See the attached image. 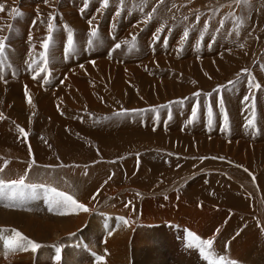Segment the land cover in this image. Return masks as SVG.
I'll use <instances>...</instances> for the list:
<instances>
[{
    "label": "rangeland",
    "instance_id": "obj_1",
    "mask_svg": "<svg viewBox=\"0 0 264 264\" xmlns=\"http://www.w3.org/2000/svg\"><path fill=\"white\" fill-rule=\"evenodd\" d=\"M64 1L67 3L66 6H68V3L69 6H72L78 2V8H74L76 11L80 7L84 9L83 3L85 0ZM98 1L100 0H88L90 7H85L84 19L81 17V20L78 17L79 24L73 25L67 19L75 30V39L80 41L79 45L76 42V45L74 44L73 46V48H81L80 55H76V61H71L69 57L66 63L59 62L60 45L63 40L61 42L56 41L53 44L54 39L52 38L48 48V64L52 69L54 78L52 84H55V81L63 73H66L67 69L74 68L76 77L75 75L66 74L69 76L70 87L79 88L80 83H83L86 86L83 87L84 89L82 88L83 92L93 97L96 100L95 102L100 105V107L88 106L83 94H81L78 104L72 106V110L67 107L64 109V103H61L59 98L57 99L60 100V105L57 108H52L55 103L48 105V111L54 113L52 116L63 120L68 118L66 115L71 117V120L77 117V122L80 121L79 119H89L92 124L79 122V124L91 125L92 131L83 133L76 127L65 126L45 117L47 114L38 104L39 101L31 97L32 93L29 86L26 83H22L27 78L21 74V70L26 66L27 57L36 55L35 51L37 49H31L34 54L28 53L29 48L24 45L27 42L23 40L25 37L21 40L20 31H22V28L18 25L22 26L24 24V30H26L33 11L45 9L46 6H50L53 11L57 7L58 16V14H61V11H59L60 0H50L51 5H46L45 7L43 4L35 2V0H33L35 2V5L32 4L33 6H30L28 0H0V4L3 6V10L0 11V32L5 31L6 21L12 13L15 16L16 10L22 13V15L12 18L14 22L18 21L15 23L16 31L14 36H11L8 30L5 33L7 36L2 37L7 38L6 42L10 48L6 47L4 57L0 58V61L10 63L9 65L15 70H13V73L18 77L17 80H13L9 76H5L3 80H0V128L3 126L10 130L9 133L0 131V182H2L0 183V254L5 253L7 255L0 257V264H193L190 262L191 259L186 258L185 255L179 254V252L176 253L175 248H178L179 242H173L170 232L175 231L172 228L173 225L179 227L180 230L183 227H192L194 224L187 225L191 218H195L192 209L200 210L203 203L204 209L207 206V208L212 207L216 210H224L223 213L225 214L229 212L222 222L214 228L212 231L213 235H211L212 233L209 234L213 238L208 235L203 236L205 238L208 236L214 241L212 249H206L205 252L224 255L225 249L228 250L230 245L228 244L229 246L224 249L219 245V240L218 238L216 240V237L221 238L220 242L222 244H227L229 240H233L235 237L239 238V233L242 230L260 228L258 222L260 217L261 220H264V0H247V2L245 0H109L108 7L103 10L106 16L101 18L98 23L102 28V25L106 28L105 30L103 29L106 32V36L102 40L99 38L94 40L95 36L92 35V32L95 29L91 28L89 19L93 18L91 17L94 14L93 4L95 7ZM23 4V7L29 11L33 7L29 14L23 11ZM116 6L122 7V11H126L125 13L121 11L122 18L120 21H118V15L113 14V12L117 11L115 10ZM107 8L108 11H106ZM61 9L63 11V14H61L62 19L67 22L64 14H71L72 10L66 11L63 7ZM79 12L81 11L79 10ZM49 14L50 9L46 10L42 16ZM136 14L143 16V19ZM149 15L152 16L150 20H148ZM57 16L54 28L61 25L59 21L62 19H58ZM95 16H98V12H95ZM107 16L108 18L113 17V20H115L113 23H117V29H111L113 27L110 26L111 23H108V19L104 22V18ZM140 18L141 21L147 20L144 25L143 22L138 24L143 25L141 30H139V27L135 28L133 24L136 21L135 19ZM98 19V17H94L91 23ZM98 27L96 29H99ZM146 27L148 29H145ZM81 29L82 32H79ZM150 29L152 30L149 31ZM165 31L170 34L168 49L165 50L166 54L162 56L163 54L161 55L158 47L155 54H149L148 44L152 36L156 33L155 37L158 36V41H161ZM172 31H177V35L171 37ZM128 32L132 36L137 32L135 37H138V40L135 41V45L132 46V42H126V46L114 47L112 50L111 47L115 46L116 42H121L123 38L125 40L128 38ZM185 32H188V39L182 38ZM55 33L58 34V38L61 37L63 39L59 29L54 32V38L56 36ZM141 37L143 38L142 41ZM85 38H87V43H92L88 59L84 57L82 52L84 46H86ZM182 39L185 41L180 42ZM156 44H158L156 46H159L160 42H156ZM15 46H19L24 51L17 55L20 57L16 56L17 58L12 59L11 57L15 53ZM130 47L133 49H130ZM170 47H174L178 54L176 55L175 53V56L169 54ZM108 49H111V53L107 51ZM51 52L58 59L55 68H52L50 64ZM109 53L110 57H112L111 60L106 58ZM94 56H96L95 58L99 56L100 59L105 60L108 68L96 70L100 68L101 64L98 62L99 59L92 61L94 58L91 59V57ZM114 57L119 61H114ZM160 60L163 62L167 61L164 64ZM90 63H93V65H90ZM85 67H88L87 69L94 75L95 81L91 80L90 77H88V81L86 80L89 86L85 82L84 71H82L83 74L81 73V70ZM169 72L172 73V76H170ZM153 77L156 79L154 83L149 84L145 80V78L154 80ZM250 80L260 84L261 88H250L248 83ZM166 81L167 83L170 82V86H161L163 91L159 93L160 90L156 84L160 82L164 84ZM230 81L233 83H230ZM91 82L93 83L91 84ZM95 83L99 87H96ZM105 83L108 85L109 92L100 88V85ZM13 84L15 85L14 88L11 87ZM23 85H26L25 88ZM70 87L68 86V89ZM63 88V90H66L65 88L67 87L64 85ZM60 89L62 90L60 87L54 93L56 92L57 95ZM215 90L217 95H220L221 92L220 97L216 93H211ZM42 91L47 92L49 89L42 87ZM126 93L127 96L125 97ZM197 93L199 95L211 93V99L214 102L219 98L223 99L225 105L223 104V109L221 106L220 108L227 113L228 118H232L229 121L230 133L227 139L211 133L210 137L213 138L209 146H206L207 143L203 140V142L195 143L194 145H192V141H189L186 144L190 148H184L181 151L180 149L178 150L176 141L172 145L174 148L166 147L169 145L170 139H172L168 134L176 132L177 134L179 133V136L191 135L188 131L192 127L188 130L186 129L187 125L177 115V108L174 109L173 115L168 121H159V124L166 125L168 131L166 130L165 132L160 131V128L154 132L147 128L141 129L139 128L140 122L137 120L128 122L131 124L127 126L128 130H126L127 128L122 123L127 121V116L121 114L106 115L110 110V106L117 102L118 104L113 105L114 107L122 104V110L129 108V112L141 114L152 111V108L155 107L160 108L162 107L160 104L169 103V100L175 99V103L181 98L184 101L196 100ZM47 94L50 95V92H47ZM245 97H249V99L245 100ZM228 99H234L232 100L234 103L232 104V101L230 103L233 105L232 108L228 105ZM253 102L255 104L254 125L257 131L254 137L257 139H251L249 146L245 147L249 141L243 140L244 135H241L242 139L230 135L231 132L233 133L235 126L242 130L252 129L251 126L242 128L241 125H249V120L252 119ZM150 104L154 106H148ZM61 106L63 110H61ZM188 108L192 114L193 108L198 107L190 104ZM59 110L62 111L61 114ZM66 110L72 111V113L69 111V113L64 112ZM234 110H236L235 113ZM214 112L212 109V113ZM235 114L239 117L238 122L240 124L235 119ZM221 115L224 117V114ZM243 118L247 121L244 122ZM178 122H181L183 130L186 129L188 133L179 132L180 124ZM193 124H196V122ZM21 129L24 131L21 132ZM96 129H99L102 135L107 136L105 138L108 141H100L96 137L97 135L94 134ZM124 131H140V135H144L142 132L147 131L152 133L153 136L150 140L148 136L140 137V141L136 143L135 140L130 141V138L122 135L121 133ZM159 133L161 135L167 134L164 140H158L154 136ZM195 135L197 137L201 136L194 134L193 138L196 137ZM110 136L112 140L109 142ZM197 154L200 157L201 155L205 157H202L203 159L200 163L199 161L196 162L198 158L194 157ZM188 157L189 159H186ZM103 164L105 167L100 169ZM99 169L101 170L99 176L104 184H102V187L96 188L95 196H91V201L94 203L90 201V203L84 204L81 200L84 196L80 195L82 193L80 191H82L81 189L84 188L86 183L90 182L89 177L92 179L94 177L93 173H96ZM230 169L240 173L243 171L242 178H239L238 174L231 175L232 171ZM115 171L117 172L116 174ZM156 172L157 174H154ZM205 172L208 174L207 180L209 181L204 177ZM219 172L222 173L220 177L227 174L230 181L227 180L224 182L225 184L221 183L222 185L215 184V181L217 182L216 178H218L217 173ZM91 173L93 176H91ZM103 173L105 176H103ZM250 174L253 176L254 182L250 181V178H252ZM21 178L24 179V184L31 183L36 188L39 186L41 191H34L31 199L27 194V186L13 185L11 183ZM201 178H204L207 184L204 181L202 182ZM141 180H146L147 184L137 186L136 184ZM235 182H240V186H242L238 187L239 185ZM40 183L52 185L53 188L72 196L79 203L84 204L88 211L83 212L73 207L72 211H66L63 214L44 212L42 210L44 202L41 200L45 199L44 189ZM191 183H199V188L203 186L206 191L202 192L207 194L210 199H204L203 195H193L187 186ZM249 183L255 184L256 188L260 186L258 188H260L262 201L258 202L257 189L251 191L250 189L252 188L250 186L252 184ZM106 186L108 187L106 188ZM141 186H143L142 189ZM80 187L81 189H79ZM190 187L192 188L193 186ZM173 190H175V193L181 191L180 199L171 201V203L169 201L166 202L167 199L172 198V195L174 196ZM90 192L92 193L93 190L91 189L89 194ZM139 195L142 196L140 197ZM240 195L246 198L245 201ZM247 196L253 199L249 205ZM184 198L190 200H185ZM148 201H152V207H150L151 204ZM190 202L197 203L194 205L190 204ZM168 203L174 204L176 207L173 208ZM95 210L97 211L95 212ZM255 210H257V213H255ZM100 212L118 214L120 218L128 219L130 223L124 224L121 220L122 223L114 224V234L109 238L107 236L103 238L100 234V230L103 228L100 222L103 219L100 218L99 220L97 216V213ZM129 214L132 215V219H130ZM216 214L221 215L217 212ZM234 214L239 217L234 219H239L240 221V225L237 228L235 226L237 230H233L235 229L234 227L231 229L232 225L227 227L228 230L224 229V226L227 225L230 217ZM69 215L70 218H68ZM149 215L152 220L148 221ZM72 216L74 220H79L78 223L73 220ZM257 216L260 217L258 218ZM11 219H14V222ZM72 220L74 221L73 223ZM148 222H151V225ZM164 222H169L170 224L165 223L163 226ZM82 223H85V225ZM111 224L112 222L110 221ZM121 224L125 226V231L122 230ZM203 224H207L206 220ZM32 225L33 228H31ZM107 225L108 223L105 221L104 226ZM235 225L237 224L235 223ZM63 226L68 227L64 228ZM28 227L30 230H28ZM195 228L193 230L189 228V230L199 237L198 232H195ZM130 229L132 230L130 231ZM209 229H211V226ZM221 229L222 231H220ZM62 230L63 232L61 233ZM16 232L38 243L41 247L36 252H32L30 249L28 251L12 250L8 242L15 237ZM255 236L254 239L257 238L260 244L257 247L260 252H255L254 248L256 247L254 245L251 247L255 252L252 256L257 258L255 256L256 253H264V232L257 230V235ZM77 237L79 240H85L89 246L94 248V258L100 256L103 260L98 261L97 258L95 260L93 258L91 262H85L83 260L85 255L73 247V242ZM208 237L207 240L209 239ZM237 238L235 239L237 240ZM240 238L242 239L243 237ZM75 244L79 245V241ZM123 248L126 251L123 252ZM57 250H59V260L53 255V252ZM110 250H116V252L112 251L111 253ZM120 250L124 254L119 252ZM91 254H89L90 257ZM235 256L237 258L230 260L236 261L235 259L240 257ZM109 257L110 259H115L110 260L108 259ZM226 257L229 259L228 255ZM114 261L118 262L115 263ZM259 264H263V261L259 262Z\"/></svg>",
    "mask_w": 264,
    "mask_h": 264
},
{
    "label": "bare ground",
    "instance_id": "obj_2",
    "mask_svg": "<svg viewBox=\"0 0 264 264\" xmlns=\"http://www.w3.org/2000/svg\"><path fill=\"white\" fill-rule=\"evenodd\" d=\"M71 1V0H70ZM69 2V1H68ZM73 2V1H72ZM50 3V2H49ZM48 3V4H49ZM25 4V3H24ZM24 4L22 5V9H23V11H26L28 14L30 13V11H31V8L28 6V8H30V11L27 9V8H25V7H23L24 6ZM43 4V3H42ZM47 4V5H48ZM67 4V3H66ZM69 4V3H68ZM71 4V3H70ZM43 6V5H42ZM45 6V5H44ZM93 6H94V4H93ZM46 7H48V6H46ZM69 7V6H68ZM69 9V8H68ZM81 9H83V7L81 8H79V10L81 11V12H79V10H78V14H81V15H77V13L75 12V11H69V12H71V14H67V15H65L64 14V16H65V19H68L73 25H75L76 23L77 24H79V21L77 20V19H79V18H85V9H83V10H81ZM76 10V9H75ZM59 11H61V14H63V11H62V9H61V7L59 8ZM93 14V13H92ZM89 15H90V13H89ZM103 16V15H102ZM79 17V18H78ZM91 17H98V16H95V12H94V14H93V16H91ZM82 18H81V20H82ZM83 18V19H84ZM111 18H113V17H111ZM124 18V17H123ZM72 19H73V21H72ZM88 19V18H87ZM108 19V16L107 17H105L104 18V22L106 21ZM84 21V20H83ZM98 21L100 22L101 21V18L100 19H98ZM18 21H15L13 24H12V26L10 27V29H9V31L8 32H10V35L11 36H14V34H15V23H17ZM98 22V23H99ZM103 22V23H104ZM19 24H20V22H19ZM76 24V25H77ZM20 28H22V31H20V34L22 35V38H21V40L24 38V37H28L27 35L26 36H24L25 35V33H26V30H24V24H22V26L21 25H18ZM37 26V25H36ZM81 26V25H80ZM93 26H94V24H93ZM99 27V29H97V36L95 37V39L94 40H96V38H99L100 40H102L103 39V37H105L106 36V32H104L103 31V29L105 30L106 28L104 27V25H102L103 26V28L101 27V25H98ZM38 27V26H37ZM40 28H38L39 30L41 29V26H39ZM129 27V26H128ZM19 28V29H20ZM78 28V27H77ZM91 28H93L92 27V25H91ZM130 28V27H129ZM134 28V27H133ZM1 29V28H0ZM27 29V28H26ZM34 29V28H33ZM83 29V28H82ZM38 30V31H39ZM131 30V29H130ZM129 30V31H130ZM43 31V30H42ZM19 32V31H18ZM133 32V31H132ZM177 31H173V35H177V33H176ZM36 33H38V32H36ZM123 33V32H122ZM62 34V33H61ZM108 34V33H107ZM56 36H55V41H57V42H61L62 40L64 41V38L63 39H61V37H57V35L58 34H55ZM183 36V35H182ZM18 37V36H17ZM81 37V36H80ZM180 37H181V35H180ZM182 38H184V37H182ZM9 39H11V38H9ZM141 39V41H142V37L140 38ZM185 39V38H184ZM184 39H182V40H180V42H182ZM188 39V38H187ZM190 39V38H189ZM179 40V39H178ZM14 41V40H13ZM74 44L76 45V42L77 43H80V41H78V40H76V39H74ZM11 43H12V41H11ZM186 43H187V41L185 42V46H186ZM53 44H55V43H53ZM119 44V43H118ZM25 45V47L26 48H29L28 50H29V54H34V53H32V51L33 50H31L32 49V45L29 43V42H27V43H25L24 44ZM23 48H24V46H23ZM99 48V47H98ZM81 49V48H80ZM80 49H79V47H78V49L75 47V48H73V50H74V52H75V55H77V54H79L80 55ZM92 49V48H91ZM95 49V48H94ZM181 49V48H180ZM206 49V48H205ZM207 50V49H206ZM24 51V49L23 50H21L20 48H19V46L18 47H16L15 46V53H14V55L11 57L12 59H15V57L19 54V53H21V52H23ZM214 51V50H213ZM212 51V52H213ZM115 52V51H114ZM182 52V51H181ZM35 53H36V51H35ZM53 52H51L50 54V56H51V60H50V64H51V66H52V68H55L56 67V61H58V59L57 58H55V56H53V54H52ZM204 53V52H203ZM49 54V53H48ZM185 54V53H184ZM204 54H207V53H204ZM9 55H10V53H9ZM60 55V54H59ZM78 55V56H79ZM82 55V54H81ZM162 55V54H161ZM217 55V54H216ZM100 56V55H99ZM99 56H97L98 58H95L96 56H94V57H91V59L92 58H94V59H92V61H94V60H96V59H99V64H101L100 65V68H98V69H96V70H105V69H107L108 67H107V63L105 62V60H102V59H100V57ZM17 57H20V56H17ZM16 57V58H17ZM69 57H70V55H69ZM170 57H172V56H170ZM105 58V57H104ZM187 58V57H186ZM162 63H164L165 64V62L167 61V60H165L164 62L162 61V60H160ZM59 62L60 63H64V61L61 59V56H60V60H59ZM67 62V61H66ZM65 62V63H66ZM138 62V61H137ZM144 62V61H143ZM168 63V62H167ZM166 63V64H167ZM217 63V62H216ZM111 65V64H110ZM194 65V64H193ZM74 66V65H73ZM160 66H161V64H160ZM220 66H221V64H220ZM58 67V66H57ZM67 67H69V66H67ZM107 67V68H106ZM110 67V66H109ZM134 67V66H133ZM196 67H197V65H196ZM64 68H66V67H64ZM86 68V69H85ZM83 70H86L87 71V73L89 74L88 76H90L91 78H93L94 79V75H93V73H91L90 72V70L89 69H87L88 67H85ZM127 69V68H126ZM60 70V69H59ZM95 70V71H96ZM109 70V69H108ZM113 70V69H112ZM192 70H194V69H192ZM189 71V70H188ZM68 75H75V77H76V70H74V68H72V69H67L66 71H65ZM112 74V73H111ZM103 75V74H102ZM197 76V75H196ZM87 77V76H86ZM117 77V76H116ZM7 78V77H6ZM103 78V77H102ZM120 78V77H119ZM198 78V77H197ZM15 79H18V77H16ZM14 78H13V80H15ZM84 79H85V76H84ZM86 79H88V78H86ZM93 79H91V80H93ZM113 80V79H112ZM88 81V80H87ZM104 81V80H103ZM113 81H115V80H113ZM85 82H86V80H85ZM22 83L24 84V83H26V85H28L29 86V88H30V92L32 93V96L31 97H33V99L35 100H38L39 101V105H40V107L42 108V110L47 114L45 117H48V119L50 118V119H53V122L54 121H57L58 123H60V124H63V125H68V126H73V127H76V128H78V129H80L83 133H88V132H91L92 131V128H90V126L89 125H87V124H79V122L80 121H82V122H84V123H90V124H92L90 121H89V119H87V118H85V119H79L80 121L79 122H77V117H75L74 118V120L72 119L71 120V117H69L68 115H66L68 118H66L65 120H63V119H61V118H59V117H55V116H52V114H54V113H52V112H49L48 111V109H47V107H48V105L50 104V103H55L54 105L56 106H54V105H52V108L53 109H55V108H57V106H59L60 105V100H61V103H64V106H63V108L65 109V107H67V108H70L71 110H72V106L73 105H75V104H78V101H80V96H81V94H83L84 96H85V98L86 99H84L85 101H86V103L88 104V106H90V107H93V106H98V107H100V105H99V103L97 104L95 101V99L93 98V97H91V96H89V95H87L86 93H84L83 92V90H82V88L83 87H86L83 83H80V87L79 88H73V87H70L69 89H68V87L67 88H65L66 90H63L64 88H63V86L61 87L62 88V90L60 89V91L59 92H57V95H56V92L54 93V91L53 90H49V91H47V92H50V95L49 94H47V92H43L42 91V89L41 88H39L40 86L39 85H37L35 82H33V81H31V80H28V79H24L23 81H22ZM108 83V82H107ZM86 84H87V86H89V84L86 82ZM92 84V83H91ZM96 84V83H95ZM113 84V83H112ZM172 84V83H171ZM25 85V86H26ZM156 85H158V88H159V93L161 92L162 93V91H163V89H162V87L161 86H165L166 85V87L167 86H170V82H168L167 83V81L163 84V83H158V84H156ZM24 86V85H23ZM25 86H24V88H25ZM117 86V85H116ZM115 86V87H116ZM146 86V85H145ZM12 88H14L15 87V85L13 84L12 86H11ZM119 87V86H118ZM24 88H23V90H24ZM88 88V87H87ZM96 88V87H95ZM169 88V87H168ZM28 89V88H27ZM68 89V90H67ZM84 89V88H83ZM91 89V88H90ZM89 89V90H90ZM165 89V88H164ZM170 89V88H169ZM29 90V89H28ZM26 91V90H25ZM58 91V90H57ZM91 92V91H90ZM147 93V92H146ZM27 94H29V93H27ZM92 95V94H91ZM226 95H227V93H226ZM94 96V95H93ZM102 96V95H101ZM127 96V93L125 94V97ZM232 96V95H231ZM57 98H59L60 100H58ZM131 100V99H130ZM232 100H234V99H232ZM232 100H230V99H228V105L230 106V108H232L233 107V105H231L230 103H231V101ZM81 102H82V100H81ZM85 103V102H84ZM234 103V101H232V104ZM35 104V103H34ZM80 104V103H79ZM76 106V105H75ZM78 106V105H77ZM236 106V105H235ZM61 108H62V106H61ZM63 108L61 109V110H63ZM95 108V107H94ZM78 109V108H77ZM41 110V109H40ZM61 110H59V112H60V114H61ZM69 111V110H68ZM67 110L66 111H64V112H67V113H69V112H71L72 113V111H69L68 112ZM230 111L232 112V110L230 109ZM229 111V113H230V115H231V112ZM235 111L236 110H234V113H235ZM64 117V116H63ZM232 117H233V115H232ZM231 118V117H230ZM229 118V120H231ZM235 119L237 120V122H238V120H239V117L235 114ZM116 120V119H115ZM89 121V122H88ZM92 121V120H91ZM72 122V123H71ZM81 123V122H80ZM99 123H101V122H99ZM121 123V122H120ZM127 121H124L122 124L127 128V126L128 125H130L131 123H128ZM179 123V122H178ZM177 123V124H178ZM98 124V123H97ZM139 124V123H138ZM176 124V125H177ZM180 124V123H179ZM59 126H61V125H59ZM121 126V125H120ZM180 126H181V124H180ZM179 126V127H180ZM94 127V126H93ZM114 127V126H113ZM115 129V128H114ZM175 129V128H174ZM126 130H128V128L126 129ZM180 130V129H179ZM188 130V129H187ZM187 130H185L184 131V133H190L191 135H189V136H179V133L177 134L176 132H173L172 134H168L172 139H170V143H169V145H167L166 147H170V148H174L172 145H173V143L176 141L177 142V148H178V150L180 149L181 151L185 148V149H188V145L186 144L187 142L189 143V141H192V145H194L195 143L197 144V143H201V142H203V141H205V143H207V145L206 146H209L210 145V142H211V138L210 137H208L207 135H206V133L205 134H202V133H204L202 130H201V128L199 127V128H192V129H190L188 132H187ZM0 131H3V132H5V133H9L10 132V130H9V128H7V127H3V126H1V128H0ZM133 131V130H132ZM134 131H136L135 129H134ZM160 131H162L161 129H160ZM202 133H201V132ZM233 132H235V134H236V138L237 137H239V138H241L242 139V136L241 135H244L245 137H244V139L243 140H246V141H249V142H247V144H246V146L245 147H248L249 145V143H251V139H254V140H256L257 138H255L254 136H255V133L254 134H252V133H242L241 131H238V129H234V131ZM140 133V131H137V132H130V131H124V132H122L121 134L122 135H125L127 138H130L129 140L131 141V140H135V142L137 143V141H140V137L142 138V137H149V140L152 138V133H150V132H147V131H143L142 133H144V135H140L139 134ZM161 133V132H160ZM156 134V135H154V136H156L157 138H158V140H164V138L167 136V134ZM94 134L95 135H97L96 137L97 138H99L100 139V141H103V142H106V141H108L105 137H107V136H104V135H102V133H101V131L99 130V129H96L95 130V132H94ZM194 134H199V135H201L200 137H197L196 135V137H194L193 138V135ZM87 135V134H86ZM129 135V136H128ZM206 137H205V136ZM238 135H240V136H238ZM104 136V137H103ZM202 136H204V137H202ZM119 137V136H118ZM177 137V138H176ZM110 138V140H109V142L112 140L111 139V136L109 137ZM121 138V137H120ZM124 139V138H123ZM137 139V140H136ZM259 139V138H258ZM117 140V139H116ZM119 140V139H118ZM125 140V139H124ZM203 140V141H202ZM208 140H210V141H208ZM217 141V140H216ZM216 141L214 142V146H215V143H216ZM240 141V140H239ZM233 143H234V141H233ZM240 143V142H239ZM255 144V143H254ZM248 145V146H247ZM192 147V146H191ZM234 147V146H233ZM169 148V149H170ZM177 148H175V149H177ZM190 148V147H189ZM225 149V148H224ZM245 149V148H244ZM246 160V159H245ZM127 162V161H126ZM125 164H128V163H125ZM108 166V165H107ZM106 166V167H107ZM127 166V165H126ZM129 166V165H128ZM103 167H105V165L103 164V166H100V169H103ZM99 168V167H98ZM97 168V169H98ZM140 168V167H139ZM99 169V170H100ZM97 171L96 173H93V175H94V177L91 179V177H89L90 178V182L89 183H86L85 184V186H84V188L83 189H81V187L79 188V189H81L82 191H80V192H82L80 195L81 196H84V198L82 199L81 198V200H82V203H84V204H88V203H90V201H91V196H95L94 195V192H95V190H96V188H99L100 186L102 187V184H104L103 183V180L100 178V172H101V170L100 171ZM127 170H129V169H127ZM140 170V169H139ZM230 171H232V169H230ZM113 172V171H112ZM221 172V171H220ZM117 172L115 171V174H116ZM119 173V172H118ZM138 173H140V172H138ZM232 174H238L239 175V177L240 178H242V176H243V171H242V173H240L239 171H232L231 172ZM104 174V173H103ZM154 174H157V172L156 173H154ZM231 174V175H232ZM92 175V173H91V176H93ZM133 175V174H132ZM103 176H105V174L103 175ZM115 177V176H114ZM114 179V178H113ZM116 179V178H115ZM104 180H105V177H104ZM117 180V179H116ZM137 181V180H136ZM237 181V180H236ZM149 182V181H148ZM156 182H158V181H156ZM156 182H154V184H156ZM48 183V182H47ZM168 183V182H167ZM248 183V182H247ZM10 184V183H9ZM110 184V183H109ZM142 184H147V181L146 180H141V181H138V183L136 184L137 186H140V185H142ZM150 184V183H149ZM148 184V185H149ZM238 184H241V183H239L238 182ZM249 184H252V183H249ZM62 185V184H61ZM201 185V184H200ZM204 185V184H203ZM246 185H248V184H246ZM253 185V186H252ZM251 186H250V188H252V189H250L251 191H254L255 189H257V193H256V196H258V202H260V201H262L263 199H264V197H263V199H262V196H261V193H260V188H258V187H260V186H258L257 188L255 187L256 185H254V184H252ZM81 186V185H80ZM104 186V185H103ZM188 186V188H189V190L193 193V195H203V198L204 199H210L209 197H208V195L207 194H205L204 192H202V191H206V189H204L203 188V186L201 187V188H199V183H194V184H188L187 185ZM190 186H193L192 188L190 187ZM242 186V185H241ZM241 186H239V187H241ZM90 187V188H89ZM108 186H106V188H107ZM142 187L143 186H141V189H142ZM204 187H205V185H204ZM91 189L93 190V192L91 193L90 192V194H89V191H91ZM110 189V188H109ZM136 189V188H135ZM243 189V188H242ZM64 190V189H63ZM111 190V189H110ZM126 190V189H125ZM111 191H113V190H111ZM151 191V190H150ZM251 191H249V192H251ZM69 192V191H68ZM104 192V191H103ZM126 192V191H125ZM263 192V191H262ZM108 194V193H107ZM111 194V193H110ZM142 194V193H141ZM205 194V195H204ZM249 194V193H248ZM79 195V196H80ZM116 195V194H115ZM138 195V194H137ZM126 196H128V195H126ZM140 196V195H139ZM142 196V195H141ZM140 196V197H141ZM140 197H138L139 199H140ZM131 198V197H130ZM94 199V198H93ZM124 199V198H123ZM143 199V198H142ZM185 199V198H184ZM108 200V199H107ZM149 200V199H148ZM185 200H190V199H185ZM94 201V200H93ZM116 201H117V199H116ZM257 201V200H256ZM92 202V201H91ZM124 202V201H123ZM151 205H150V207H152V201H148ZM189 202V201H188ZM92 203H94V202H92ZM142 203V202H141ZM195 203H197V202H193V203H191L190 202V204H194L195 205ZM264 203V202H263ZM187 205V204H186ZM120 206V205H119ZM187 206H189V205H187ZM215 207V206H214ZM116 210V209H115ZM144 210H145V208H144ZM146 210H148V208H146ZM261 210V209H260ZM192 211H193V216L195 217V218H191V221L190 222H187V225H190V224H194L192 227H189V226H187L186 228H188V230H189V228H191L192 230L195 228V232L197 233L198 232V234H199V238L201 239V240H206L207 239V237L208 236H210L209 234H211L212 233V231L214 230V228L217 226V225H219L221 222H222V220L224 219V217L227 215V214H229V212H226V214L225 213H223V211L224 210H216V209H213L212 207H210V208H207V206H206V209H204V203L202 204V206H201V208H200V210L198 209H196V208H194V209H192ZM229 211V210H228ZM259 211V210H258ZM262 211V210H261ZM127 212V211H126ZM147 212V211H146ZM216 212L217 213H220L221 215H218V214H216ZM80 213V212H79ZM112 213V212H111ZM117 213H118V211H117ZM120 213V212H119ZM154 213V212H153ZM255 213H257V210H255ZM263 213V212H262ZM1 214V213H0ZM72 215V214H71ZM79 215V214H78ZM156 215V214H155ZM259 215H261V214H259ZM264 215V214H263ZM1 216V215H0ZM2 216H4V215H2ZM7 216V215H6ZM20 216V215H19ZM41 216V215H40ZM76 216V215H75ZM129 216H130V219H132V215H130L129 214ZM68 217V216H67ZM83 217V216H82ZM135 217V216H134ZM235 217H238V215L236 216L235 214L234 215H232L231 217H230V219H229V222L227 223V225H225L224 226V229H227L228 230V228L227 227H230L231 225H232V227H231V229L234 227L235 228V226H236V228H237V226H239L240 225V221H239V219H234ZM258 218L260 217V216H257ZM19 218V217H18ZM68 218H70V215H69V217ZM72 218H73V216H72ZM77 218V217H76ZM147 218V217H146ZM152 217L149 215V217L147 218V220L149 221V220H152L151 219ZM239 218V217H238ZM42 219V218H41ZM136 219V218H135ZM264 219V218H263ZM5 220H7V219H5ZM9 220V219H8ZM12 221L14 220V219H11ZM73 220H74V218H73ZM72 220V223L74 222V221H76L77 223H78V221L77 220H74L73 221ZM146 220V219H145ZM206 220V223L207 224H203L204 223V221ZM11 221V222H12ZM18 221V220H17ZM127 221H128V219H127ZM137 221H138V219H137ZM136 221V222H137ZM176 221V220H175ZM174 221V222H175ZM14 222V221H13ZM19 222H21V221H19ZM84 222V221H83ZM129 222V221H128ZM145 222V221H144ZM143 222V223H144ZM258 222H259V224H260V228H257L256 227V229L255 230H248V229H246V230H242L240 233H239V236L240 237H243L242 239L239 237V238H237V237H235V238H237V240L235 239V238H233V240H229L228 242H227V244H225V243H221L220 242V239L221 238H219V237H216V240H217V238H218V240H219V245L220 246H222L224 249H225V247L227 248V246H229L230 245V247L228 248V250L227 249H225V254H227L228 256H229V259H231V260H233L232 258H237L235 255H237V256H240V257H238V259H235L236 260V262H237V264H259V262H261V261H263V264H264V253L263 254H260V253H256L255 254V256H257V258L256 257H254V256H252L255 252H260L259 251V249L257 248L258 247V245L260 246V244H259V241L257 240V238H255L254 239V236L255 235H257V230H260V231H262V232H264V220H261V217L258 219ZM22 223V222H21ZM30 223V222H29ZM28 223V224H29ZM62 223H64V222H62ZM122 223V222H121ZM130 223V222H129ZM149 223V222H148ZM151 223V222H150ZM149 223V224H150ZM235 223L237 224V225H235ZM83 225H85V223H82ZM87 224V223H86ZM147 224V223H146ZM62 225V224H61ZM64 225V224H63ZM131 225V224H130ZM148 225V224H147ZM151 225V224H150ZM208 225H210L211 226V229H209V227H207ZM24 226H26V225H24ZM29 226V225H28ZM35 226V225H34ZM38 226V225H37ZM44 226H46V225H44ZM56 226V225H55ZM77 226V225H76ZM121 226L123 227V229L122 230H124L125 231V226H123L122 224H121ZM129 226V225H128ZM133 226V225H132ZM30 227V226H29ZM29 227H28V230H30L29 229ZM52 227V226H51ZM64 228L65 227H68V226H63ZM63 227H60V228H63ZM71 227V226H70ZM74 227V226H73ZM78 227H80V226H78ZM77 227V228H78ZM121 227V228H122ZM130 228H131V226H129ZM26 228V227H25ZM31 228H33V225H32V227ZM36 228V227H35ZM48 228H50V227H48ZM119 228V227H118ZM233 229V230H237V229ZM27 229V228H26ZM54 229V228H53ZM55 229H58V228H55ZM70 229V228H69ZM75 229H76V227H75ZM223 229V228H222ZM222 229L220 230V231H222ZM32 230V229H31ZM50 230H52L51 228H50ZM61 230V229H60ZM73 230V229H72ZM121 230V229H120ZM129 230V229H128ZM132 229H130V231H131ZM36 231V230H35ZM58 231V230H57ZM67 231H68V229H67ZM190 231V230H189ZM63 232V230L61 231V233ZM116 232V231H115ZM123 232V231H122ZM191 232V231H190ZM193 232V231H192ZM37 233V232H36ZM119 233V232H118ZM127 233V232H126ZM113 234H114V232H113ZM116 234V233H115ZM129 234V233H128ZM125 235H127V234H125ZM205 235H208L207 237H206V239L203 237V236H205ZM211 235H213V233L211 234ZM133 236V235H132ZM201 236V237H200ZM118 237H120V236H118ZM118 237H117V239H118ZM210 237H212V236H210ZM246 237V238H245ZM256 237V236H255ZM128 238V237H127ZM131 238V237H130ZM137 238V237H136ZM209 238V237H208ZM213 238V237H212ZM227 238V237H226ZM210 239V238H209ZM231 239V238H230ZM259 239V238H258ZM112 240V239H111ZM115 240H116V238H115ZM127 240H129V239H127ZM131 240V239H130ZM212 240V239H211ZM225 240V239H224ZM126 241V240H125ZM135 242H137V241H135ZM118 243V242H117ZM120 243V242H119ZM122 243H124V242H122ZM134 243V242H133ZM141 243V242H140ZM262 243H263V240H262ZM135 244V243H134ZM147 244H149V243H147ZM229 244V245H228ZM116 245V244H115ZM133 245V244H132ZM137 245V244H136ZM140 245V244H139ZM252 245H254V247H256V248H254V250H255V252H254V250H252ZM263 245V244H262ZM127 246V245H126ZM252 246V247H251ZM108 247V246H107ZM109 248H110V245H109ZM259 248H261V247H259ZM112 249V248H111ZM117 249H119L118 247H117ZM123 250V252L124 251H126V249L125 248H123L122 249ZM261 250H262V248H261ZM111 251V253H112V251H114V252H116V250H110ZM118 251V250H117ZM151 251V250H150ZM119 252H121L122 254H124L121 250L119 251ZM116 254V253H115ZM114 254V255H115ZM110 256H111V254H110ZM120 256V255H119ZM123 256V255H122ZM112 257V256H111ZM116 257V256H115ZM108 259H110V257L108 258ZM111 259H115V258H111ZM110 259V260H111ZM117 259L119 260V262H120V259L118 258V256H117ZM180 260V259H179ZM112 262H113V260H112ZM115 262V261H114ZM118 262V261H117ZM117 262H115V263H117ZM122 263V262H121ZM126 263V262H125ZM11 264H13V263H11ZM114 264V263H113ZM120 264V263H119ZM127 264V263H126Z\"/></svg>",
    "mask_w": 264,
    "mask_h": 264
},
{
    "label": "snow or ice",
    "instance_id": "obj_3",
    "mask_svg": "<svg viewBox=\"0 0 264 264\" xmlns=\"http://www.w3.org/2000/svg\"><path fill=\"white\" fill-rule=\"evenodd\" d=\"M46 2H47V0H46ZM245 2H247V0H245ZM108 3H109V0H102V7H107ZM0 10H3V6L2 5H0ZM16 15H22V13H20L18 10H16ZM117 15H119V12L117 13ZM54 19H55L54 16H50L49 17V28H48L49 33H51L54 30V26L51 23V21L54 20ZM148 19L149 20L152 19V16L149 15ZM145 22H147V21H145ZM89 24H91V21H89ZM96 34H97L96 31L93 30L92 35L95 36ZM187 37H188V32H185L184 33V38L186 39ZM6 39L7 38H0V58L4 57L5 48H6V45H5V40ZM156 39H159V37L157 36ZM51 40H52V36L49 35L48 39L43 42L42 46L45 49V52L49 48ZM135 41H136V37H135V35H133V37H132V46L135 45ZM67 44H68V49L70 50L72 45H73L72 34H71L70 30L68 32ZM115 47L119 48L120 44H116ZM42 59L46 63V55L42 56ZM230 83H233V82L230 81ZM248 83H249V87L250 88H253V87L256 88V89H260L261 88L260 84L254 83L251 80ZM196 95L198 96L199 93H197ZM248 99H249V97H245V100H248ZM29 102H31V101H29ZM220 106L223 109V99L222 98L220 100ZM252 109H253V111H252V119L249 120V126H253L254 125V119H255V104H254V102H253V105H252ZM192 115H193V119H195V117L197 115V108H193ZM212 115H213L212 109H211V107H209L208 116H209V122L210 123H211ZM191 122L192 121H189V123H191ZM224 122H225V127H227L228 116H227L226 112L224 113ZM20 131L23 132L24 130L21 129ZM109 179H111V177H109ZM0 183H2V182H0ZM11 183L13 185H24V179L21 178L19 180L12 181ZM51 191L55 194V198L51 201V203H52V205L54 207H56V208L74 207V208L79 209L80 211H83V212H87L88 211V208L84 204L78 203L72 196L66 195L64 193L56 192L55 189H52ZM61 214H63V213H61ZM121 220H122V222L124 224H128L127 220H124L123 218H121ZM188 235L191 238V240L196 241L195 244L189 243L188 246L189 247H198L202 255L204 254L205 249H212L213 243H214L213 240H211V239L201 240L199 237L195 236V234H193V233H189ZM8 243H9V247L12 250L28 251L30 249L32 252H36L41 247L38 243H35V242L27 239L26 237H23L19 232H16L15 233V237L12 240H10ZM57 252H59V250H57ZM56 258H57V260H59L60 256L57 255ZM97 260L101 261V260H103V258L102 257H97ZM220 264H224V261L221 260ZM228 264H237V262L236 261H229Z\"/></svg>",
    "mask_w": 264,
    "mask_h": 264
},
{
    "label": "crops",
    "instance_id": "obj_4",
    "mask_svg": "<svg viewBox=\"0 0 264 264\" xmlns=\"http://www.w3.org/2000/svg\"><path fill=\"white\" fill-rule=\"evenodd\" d=\"M28 2H30V6L32 5V4H34L35 2H33V0H28ZM50 2V0H47V2H44L43 3V5H47L48 3ZM57 2V1H56ZM77 2V1H76ZM118 3V2H117ZM117 3H115V4H117ZM42 4V3H41ZM111 4H113V3H111ZM35 5V4H34ZM48 5H51L50 3L48 4ZM33 6V5H32ZM44 6V7H45ZM68 6H69V4H68ZM66 6V3H65V1L64 0H60V4H59V7H63L66 11L67 10H72V11H75L76 13H77V15H78V11H76L74 8L75 7H77L78 8V2L75 4H73L72 6ZM90 7V5H89V2H88V5L86 6V8L87 7ZM108 7V6H107ZM32 8L33 7H31V10H32ZM69 8V9H68ZM86 8H84V9H86ZM94 6H93V11H94ZM106 8V7H105ZM104 8V9H105ZM48 9H50V14L49 15H52V16H54L55 17V20H57V18H56V16H57V7L55 8V11H53V10H51V7L50 6H48V7H46L45 9H36L35 11H33V13H32V18L35 16V14H36V11H38V13L42 16V14L43 13H45V11L46 10H48ZM103 9V10H104ZM83 10V9H82ZM98 10H100V12L98 13V18L100 19V18H103L104 16H106V14L103 12V10L101 9V8H99ZM102 10V11H101ZM52 11V12H51ZM106 11H108V8H107V10ZM105 11V12H106ZM26 12V11H25ZM126 11H122V13H125ZM68 13V12H67ZM103 15V16H102ZM79 16V15H78ZM58 19L60 18V19H62V15L61 14H58ZM31 18V19H32ZM41 18H43V16L41 17ZM41 18H39V21L38 20H35L34 21V23H33V28L35 29V32H41L44 28L43 27H46L47 25H48V23H44V22H42V21H40L41 20ZM121 18H122V14H121V12H120V14H119V16H118V21H120L121 20ZM30 19V20H31ZM108 19H111V17H109ZM63 20V19H62ZM67 20V19H66ZM108 21V20H107ZM153 21H155V20H153ZM67 22H68V20H67ZM66 22V24L67 25H69L70 27H72L70 24H69V22L67 23ZM14 23V21H12L11 23H9V25L10 26H12V24ZM29 23V22H28ZM38 27H37V26ZM143 25H144V23H143ZM142 25V26H143ZM39 26H41V29L39 30L38 28H40ZM28 27V26H27ZM57 29H59L60 31H61V33H62V36H63V31H62V28L60 27V26H58V27H55L54 28V30L51 32V33H48V35H47V38H46V40L48 39V37H49V35H51L52 36V38L54 39V37H53V34H54V32L57 30ZM145 29H148L147 27L145 28ZM39 30V31H38ZM152 29H150L149 31H151ZM79 32H82V29L79 31ZM166 32V31H165ZM144 33V32H143ZM172 34H171V37L173 36V31L171 32ZM56 34V33H55ZM72 40H73V42H74V39H75V30H74V28H72ZM111 35V34H110ZM129 35V32H128V34H127V36ZM97 36V34L95 35V37ZM136 36V35H135ZM95 37H94V39H95ZM171 37H170V39H171ZM63 38H64V36H63ZM86 39L87 38H85V40L84 41H86ZM138 40V37L136 38V41ZM94 41V40H93ZM54 43L56 42L55 41V39H54V41H53ZM64 41H62L61 42V45L60 46H62V43H63ZM78 45H79V43H77ZM92 43H87V41H86V46L87 45H91ZM73 46H74V43H73V45H72V48H73ZM132 47H130V49H131ZM133 49V48H132ZM135 49V48H134ZM73 53H75L74 52V50H73ZM169 54H173L174 55V51H169L168 52ZM149 54H150V52H149ZM161 54H163L162 56H164L165 54H166V51L165 50H163L162 51V53ZM5 55V54H4ZM175 56V55H174ZM106 58L108 59L109 58V56H106ZM7 60H8V58H7ZM28 60V59H27ZM27 60H26V62H27ZM30 60V59H29ZM9 61V60H8ZM153 62V61H152ZM151 62V63H152ZM65 63V62H64ZM8 65L10 64V63H7ZM149 64V63H148ZM148 64H146V65H148ZM155 64V63H154ZM26 67V66H25ZM145 69H146V67H145ZM86 70H84V75H85V80H88V79H86V78H88V77H90V76H88V73H87V71L85 72ZM158 72V71H157ZM81 73L83 74V72L81 71ZM65 74H67V73H65ZM160 74V73H159ZM169 74H171L170 76H172V73H170L169 72ZM87 76V77H86ZM91 78V77H90ZM154 78V80H151L150 78H145V80L150 84V83H154L155 82V77H153ZM174 78H176V77H174ZM91 79H93V78H91ZM93 81H95L94 79H93ZM97 85V84H96ZM96 87H99L98 85L96 86ZM105 87V88H104ZM39 88H41L42 89V87L40 86ZM100 88H102V90L103 91H107V92H109V89H108V85L105 83V84H102V85H100ZM98 98L100 99V97L98 96ZM101 103V102H100ZM118 104V102L117 103H115V104H113V105H117ZM103 105V104H102ZM113 105H111L110 106V110H112V108L111 107H114ZM151 105V104H150ZM120 106H122V104L121 105H119V106H116L115 108H118V107H120ZM176 107H174V109H175ZM174 109H173V112H174ZM178 108H177V112H178ZM173 112H172V115H173ZM116 114L118 113L117 111L115 112ZM148 115H149V113H141V116H143V117H145L146 119L148 118ZM155 115H160V117H163V115H165V113L163 112V111H158ZM125 116H127V119L129 118V116L130 115H125ZM198 116H199V118H201V117H203L204 116V112L200 109L199 110V113H198ZM179 117V116H178ZM229 117V116H228ZM180 119H182L183 121H185L186 119L184 118V117H179ZM215 120H216V124L214 125V126H209V127H204V128H202L201 127V125L199 124H193L192 126L189 124V125H187V128L186 129H190L191 127L192 128H201V130L204 132V133H202L201 131V133L202 134H205L206 133V135L208 136V137H210L211 136V133L213 134V133H215L216 134V136H219L220 134L218 133V132H216V128H217V124H218V116H215ZM230 120H229V118H228V122H229ZM230 123V122H229ZM236 123V122H235ZM239 124H240V122H238ZM180 124H181V122H180ZM236 125H237V123H236ZM158 127H161L160 126V124H159V121H157V125H156V127H154L153 126V128L154 129H156L157 130V128ZM144 128H147V129H149V127L148 126H142V128L141 129H144ZM171 128V127H170ZM180 130H179V132L180 133H183L185 130H183V128H179ZM234 129H238V131H241L242 133H249V132H251V130L252 129H249V128H247V130H242L241 128H238V126H235L234 127ZM150 130V129H149ZM155 130V131H156ZM151 131V130H150ZM162 131H166V130H162ZM168 131V130H167ZM230 133V132H229ZM229 133L227 134V133H224V135L225 136H228L229 137ZM205 136V135H204ZM230 136H236V134H235V132H231V135ZM238 136H240V135H238ZM206 137V136H205ZM211 139L213 138V137H210ZM233 146V145H232ZM208 154V153H207ZM196 160V159H195ZM184 161H185V158H184ZM198 161H200V159H197L196 160V162H198ZM223 170V169H222ZM220 174V175H219ZM232 174V173H231ZM217 175H218V178H216V180L217 181H219V182H216L215 181V184H225L224 182L225 181H227V180H229L230 181V179H229V177H228V175L227 174H225V175H223L222 177H220L221 175H222V173H217ZM239 176V175H238ZM205 179L207 180V178H208V174H206L205 176ZM217 177V176H216ZM240 178V177H239ZM160 180V179H159ZM204 180V178L202 179V182L204 181V183L205 184H207V181H209V180ZM235 183H237L238 184V182H235ZM240 183V182H239ZM221 184V185H222ZM228 184V183H227ZM239 186H240V184H238ZM238 186V187H239ZM212 190V189H211ZM215 191V190H214ZM217 191V190H216ZM173 199L171 198V199H167V201H172Z\"/></svg>",
    "mask_w": 264,
    "mask_h": 264
}]
</instances>
